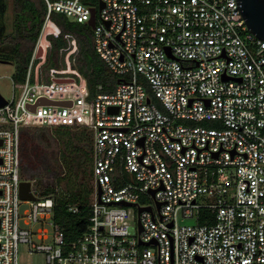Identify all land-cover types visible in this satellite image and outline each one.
Here are the masks:
<instances>
[{"label":"built area","instance_id":"obj_1","mask_svg":"<svg viewBox=\"0 0 264 264\" xmlns=\"http://www.w3.org/2000/svg\"><path fill=\"white\" fill-rule=\"evenodd\" d=\"M99 1L93 47L118 82L91 93L78 39L52 16L88 24ZM44 3L20 93L0 106V264H18L20 243L46 264H264V39L239 1ZM40 96L72 106L28 109ZM75 123L91 133L92 192L86 229L67 239L54 197L22 176L20 136ZM24 180L34 199L20 197Z\"/></svg>","mask_w":264,"mask_h":264},{"label":"trees","instance_id":"obj_2","mask_svg":"<svg viewBox=\"0 0 264 264\" xmlns=\"http://www.w3.org/2000/svg\"><path fill=\"white\" fill-rule=\"evenodd\" d=\"M97 0H94L96 5ZM12 33H6V24L0 27V57L9 60L14 56L17 60L16 72L14 79L21 81L25 74V65L30 58V53L40 32L43 18L45 15L44 0H14ZM6 6L4 0H0V14L2 17L3 8ZM53 21L60 27L62 33H71L78 39L77 68L86 79L88 88L92 93L96 85H104V91H111L113 86L118 82V76L109 70L105 62L96 53L92 42V28L87 23H78L71 21L60 13H54ZM31 43V47L28 44ZM66 45V41L62 38H52L51 48L47 57V67L55 66V56L59 49ZM5 48L10 53L3 52ZM24 57V61L19 65L18 61ZM29 128L41 129L50 127L31 126ZM54 133L58 136H67L66 148H72L73 153L77 157L75 160L68 152L63 156L62 171L56 179V186L61 182H65V188L56 191L55 188L38 187L40 195H52L54 197L52 219L65 233L67 239H74L84 230L88 224L89 217V201L92 192L91 184V149L92 139L90 131L85 127H77V132L70 131V126H53ZM55 135V136H56ZM20 153L22 148L29 146L30 137L21 132ZM40 138L45 142L49 140L48 136L41 134ZM73 140L75 143H73ZM69 148V149H70ZM22 156V154H21ZM23 158L21 157V165ZM77 164L74 166L73 163ZM28 162L23 161L24 166ZM76 207L73 211L70 207ZM205 211H202V214ZM203 223V219H199Z\"/></svg>","mask_w":264,"mask_h":264},{"label":"rangeland","instance_id":"obj_3","mask_svg":"<svg viewBox=\"0 0 264 264\" xmlns=\"http://www.w3.org/2000/svg\"><path fill=\"white\" fill-rule=\"evenodd\" d=\"M6 3V10L3 11V15L1 17L0 14V27L1 25L6 26V33H12V22H13V10L12 4L13 0H4ZM97 5V3H96ZM28 47H31V43L28 44ZM6 53H10L9 49L5 48L3 51ZM79 51L77 52L76 57L78 56ZM11 59H14L12 56ZM24 61V57L21 58L19 65ZM24 66V64H22ZM77 67V64L75 65ZM16 72L15 64H7L0 63V93L4 98L11 99L15 95H19L20 90L18 88H13V80L14 73ZM205 126H211L212 124L205 121L203 122ZM38 127H50L34 129L29 128L27 130L24 129V133L28 135L31 139L29 141V146L24 149L22 148L21 154L23 161L28 162L26 167L22 161V176L29 180L36 179L35 185H40L43 188H55L56 191H61L65 188V182H61L59 186H56V179L61 174L62 171V160L63 156L67 154V152L77 160V157L73 153L72 148H66L65 141L67 140V136L56 135L53 131V126H38ZM70 131L77 132V127H81L78 123L70 126ZM41 134H45L48 136L49 140L44 141L40 138ZM56 135V136H55ZM22 136H20L21 143ZM23 140V139H22ZM73 143L75 141L73 140ZM74 166H77L76 162L73 163ZM30 208V204L21 203L19 206V213L23 215L26 210ZM195 221L193 219H186L183 221L185 224H192ZM21 225L23 223L21 222ZM18 264H46L45 254L43 252H30L28 245L25 243H20L18 247Z\"/></svg>","mask_w":264,"mask_h":264},{"label":"water","instance_id":"obj_4","mask_svg":"<svg viewBox=\"0 0 264 264\" xmlns=\"http://www.w3.org/2000/svg\"><path fill=\"white\" fill-rule=\"evenodd\" d=\"M241 8V13L245 19V23L249 31L260 39H264V0H238ZM103 7L101 1L98 2L97 7L91 9V17L88 20V25L93 28L95 24V15ZM149 100V99H147ZM6 103L4 97L0 93V106ZM38 105H56L71 107L72 101L70 99H50L45 96L37 98L34 104H28L27 107L31 111H35ZM31 182L24 180L20 182V197L24 200L34 199L31 193ZM149 209V207H148ZM142 207L139 208V211Z\"/></svg>","mask_w":264,"mask_h":264},{"label":"flooded vegetation","instance_id":"obj_5","mask_svg":"<svg viewBox=\"0 0 264 264\" xmlns=\"http://www.w3.org/2000/svg\"><path fill=\"white\" fill-rule=\"evenodd\" d=\"M13 4H14V0H13ZM12 4V10H13V7H14V5ZM7 6V5H6ZM6 6L3 8V11H5L7 8H6ZM15 32V31H14ZM14 32H12V34H14ZM4 51V50H3ZM30 55H31V53H30ZM18 60V59H17ZM17 60H9V59H7V58H2V57H0V63H7V64H15V66H16V64H17ZM28 63V62H27ZM27 63H26V65H25V70H26V66H27ZM15 80V79H14ZM15 81H17V80H15ZM19 82V81H18ZM5 99V101H6V99L7 98H4Z\"/></svg>","mask_w":264,"mask_h":264}]
</instances>
